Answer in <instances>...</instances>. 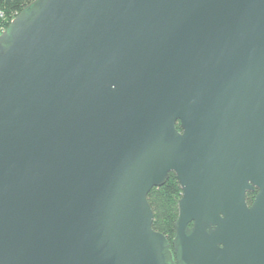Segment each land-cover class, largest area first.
<instances>
[{"label": "water", "instance_id": "1", "mask_svg": "<svg viewBox=\"0 0 264 264\" xmlns=\"http://www.w3.org/2000/svg\"><path fill=\"white\" fill-rule=\"evenodd\" d=\"M170 171L171 244L147 199ZM0 264H264V0L24 6L0 32Z\"/></svg>", "mask_w": 264, "mask_h": 264}, {"label": "trees", "instance_id": "2", "mask_svg": "<svg viewBox=\"0 0 264 264\" xmlns=\"http://www.w3.org/2000/svg\"><path fill=\"white\" fill-rule=\"evenodd\" d=\"M33 0H0V31H3L10 20L27 4ZM179 128V124L176 125ZM257 191L248 190L245 199L251 203ZM181 188L173 172H169L166 182L157 187H152L147 194L148 202L153 210L152 226L162 232L171 244L174 235V222L178 215V200Z\"/></svg>", "mask_w": 264, "mask_h": 264}, {"label": "flooded vegetation", "instance_id": "3", "mask_svg": "<svg viewBox=\"0 0 264 264\" xmlns=\"http://www.w3.org/2000/svg\"><path fill=\"white\" fill-rule=\"evenodd\" d=\"M254 189L257 191V189H256V188H254ZM254 189H253V190H254Z\"/></svg>", "mask_w": 264, "mask_h": 264}, {"label": "built area", "instance_id": "4", "mask_svg": "<svg viewBox=\"0 0 264 264\" xmlns=\"http://www.w3.org/2000/svg\"><path fill=\"white\" fill-rule=\"evenodd\" d=\"M1 32V31H0Z\"/></svg>", "mask_w": 264, "mask_h": 264}]
</instances>
